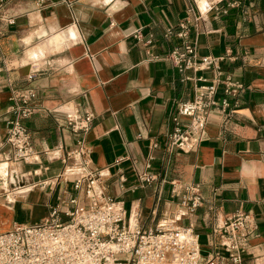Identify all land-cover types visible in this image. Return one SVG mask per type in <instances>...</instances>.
Here are the masks:
<instances>
[{"label": "crops", "instance_id": "1", "mask_svg": "<svg viewBox=\"0 0 264 264\" xmlns=\"http://www.w3.org/2000/svg\"><path fill=\"white\" fill-rule=\"evenodd\" d=\"M40 1L8 0L15 21L0 36V142L12 118L10 90L27 88L35 111L23 123L38 153L35 165L0 167V175L1 168H15L19 184L30 187L11 206L0 194V213L10 217L0 230L28 224L15 220L18 203L29 215L41 211L40 220L58 199L74 195L71 177L56 179L63 172L59 158L81 138L64 126V113L73 110L93 117L85 136L87 168L102 174L106 196L122 201L141 229L153 230L176 216L179 198L170 199V182L198 184L204 204L178 224L200 236V264L210 252L212 228L239 210L251 213L256 225L242 264H264V0H239V8L208 13L190 30L198 58H222L221 71L241 89L218 96L226 98L231 113L214 110L204 141L189 154L165 148L174 103L191 100L200 84L184 78H212L210 71L181 73L165 60L180 47L174 34L190 19L189 1ZM194 2L199 9L205 5ZM169 29L173 35L167 38ZM1 152L9 157L7 148ZM36 168L48 170L33 176ZM143 173L154 180L140 182ZM5 185L0 178V190Z\"/></svg>", "mask_w": 264, "mask_h": 264}, {"label": "built area", "instance_id": "2", "mask_svg": "<svg viewBox=\"0 0 264 264\" xmlns=\"http://www.w3.org/2000/svg\"><path fill=\"white\" fill-rule=\"evenodd\" d=\"M188 1L190 19L181 22L174 34L180 39V47L174 48L165 60L181 73L210 71L212 78H184V81L193 80L200 84L195 85L191 100L178 101L173 105L172 127L165 143L169 154L193 152L206 137L207 122L212 112L216 110L225 116L231 113L227 111L230 105L226 98L218 99V96L236 95L241 89L221 71L219 63L222 58H198L196 43L190 38L191 28L196 29L206 14L226 13L228 9L239 8L241 3L239 0H205L204 7L199 9L194 0ZM223 4L225 6L221 9ZM14 21L15 17L8 11V0H0V36ZM172 35V30L166 31L167 38ZM33 98L34 93L30 89L10 90L8 112L12 118L5 138L0 142V167L8 163L35 165L38 162L31 134L23 123L35 111L31 105ZM92 119L89 113L80 115L73 110L64 113L65 128L81 138L75 149L59 158L63 172L56 179L71 177L74 195L65 201L58 199L50 207L49 214L36 223L13 224L8 231L0 230V264H200V236L192 226L178 224L179 220L191 216L203 206L200 186L170 182V199L179 198L176 216L159 221L153 230L141 229L135 217L127 214L122 201L106 196L102 174L87 168L90 152L85 146V136ZM3 148L8 149L9 157L3 156ZM61 150V147L53 149L57 153ZM72 160L77 163L72 164ZM148 167L146 165L145 169ZM47 170L36 168L31 174L40 176L41 171ZM0 178L1 182L10 183L7 176ZM138 179L142 183L154 180L147 173L139 175ZM15 180L11 183L12 191L0 190L7 206L30 191V187L19 184L17 178ZM255 229L249 212L239 210L226 215L221 224L215 225L210 232L207 240L210 252L204 264H221L223 259L229 264H242L249 237Z\"/></svg>", "mask_w": 264, "mask_h": 264}, {"label": "rangeland", "instance_id": "3", "mask_svg": "<svg viewBox=\"0 0 264 264\" xmlns=\"http://www.w3.org/2000/svg\"><path fill=\"white\" fill-rule=\"evenodd\" d=\"M16 169L15 168H9V176H12L16 174ZM10 178V177H9ZM22 185V183H21ZM25 185V184H24ZM10 206V205H9ZM23 205L21 204H17L16 205V222L17 223H28V224H32L33 222H37L39 220V214L41 213L38 211H33L30 215L29 213L23 212L22 209ZM37 208H41L40 206ZM44 214V212H42ZM10 220L9 214L5 213V212H1L0 213V229H3L5 224Z\"/></svg>", "mask_w": 264, "mask_h": 264}, {"label": "bare ground", "instance_id": "4", "mask_svg": "<svg viewBox=\"0 0 264 264\" xmlns=\"http://www.w3.org/2000/svg\"><path fill=\"white\" fill-rule=\"evenodd\" d=\"M1 169L4 170V174H3V175H0V176H2V177H3V176H4V177L7 176V178H9V176H8L9 172H8V170H7L8 168H1ZM9 179H10V181H12V182H15V181H16L14 175L10 176ZM7 181H8V179H7ZM5 186H6V188H5V187H4V188L7 189V188H8V187H7V184H6ZM7 190H8V189H7Z\"/></svg>", "mask_w": 264, "mask_h": 264}]
</instances>
